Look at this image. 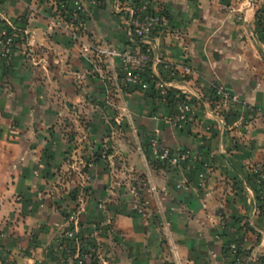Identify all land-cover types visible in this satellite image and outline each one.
Segmentation results:
<instances>
[{
  "label": "crops",
  "instance_id": "1",
  "mask_svg": "<svg viewBox=\"0 0 264 264\" xmlns=\"http://www.w3.org/2000/svg\"><path fill=\"white\" fill-rule=\"evenodd\" d=\"M72 1L6 2L24 33L0 63V264H66L72 215L99 245L92 264H232L231 241L264 264V182L252 175L264 171V0H150L166 23L145 41L146 88L122 81L117 57L92 63L90 48L128 45L130 10L146 0H81L78 40L58 8ZM215 84L237 102L217 110ZM178 95L193 121L175 123ZM154 136L191 158L156 161Z\"/></svg>",
  "mask_w": 264,
  "mask_h": 264
},
{
  "label": "built area",
  "instance_id": "2",
  "mask_svg": "<svg viewBox=\"0 0 264 264\" xmlns=\"http://www.w3.org/2000/svg\"><path fill=\"white\" fill-rule=\"evenodd\" d=\"M8 1L11 0H0V63L3 64H7L12 60L22 42L24 33L20 26L15 25L5 15L6 2ZM149 1L146 0L137 9L130 10L131 21L126 30L128 45L121 49L108 44L90 47L94 54L92 63H101L117 57L120 59L123 71L122 81L125 84L139 85L142 88H146L149 85L150 64L154 60L146 47V38L155 30L163 28L166 23L161 12L150 8ZM62 9L68 13L69 18L65 26L70 30L72 39L78 40L80 30L87 18L84 2L73 0L71 3H61ZM167 65L172 74L180 73L184 75L192 72L191 67L186 63L175 65L168 63ZM153 82L159 96L168 97L169 85L167 82L161 78H156ZM212 90L217 96V110L221 109V107L228 109L233 102L238 100L235 95L220 84L213 85ZM176 98L174 105L176 110L174 115L175 123L193 121L196 116V108L187 98H183L181 95L176 96ZM149 146L152 157L160 163L168 162L171 165H177L179 162H184L191 158L187 151H173L163 145L155 136L150 138ZM102 148V155L105 156L110 148L109 143L103 144ZM198 158V156H192L195 161ZM252 175L256 185L264 182V171L262 169H253ZM132 208L138 213L143 211V208L138 204H134ZM69 222H72V225L67 226L63 233L66 264H92L97 259L98 243L89 241L87 236L79 235L80 225L77 215H72ZM228 251L232 257V264H260L259 255L244 251L236 241L229 242Z\"/></svg>",
  "mask_w": 264,
  "mask_h": 264
},
{
  "label": "trees",
  "instance_id": "3",
  "mask_svg": "<svg viewBox=\"0 0 264 264\" xmlns=\"http://www.w3.org/2000/svg\"><path fill=\"white\" fill-rule=\"evenodd\" d=\"M58 5H59L58 8L61 10V4H58ZM68 7L70 8V6ZM61 13L64 16V19L68 21L69 20L68 13H66L64 9L61 10ZM257 21H258L259 27L261 28V31H263V34H264V7L259 12H257Z\"/></svg>",
  "mask_w": 264,
  "mask_h": 264
},
{
  "label": "rangeland",
  "instance_id": "4",
  "mask_svg": "<svg viewBox=\"0 0 264 264\" xmlns=\"http://www.w3.org/2000/svg\"><path fill=\"white\" fill-rule=\"evenodd\" d=\"M80 39V38H79ZM82 49H83V46H82Z\"/></svg>",
  "mask_w": 264,
  "mask_h": 264
}]
</instances>
